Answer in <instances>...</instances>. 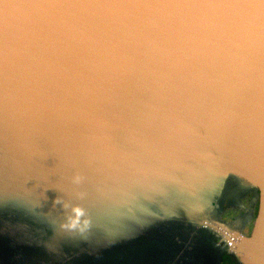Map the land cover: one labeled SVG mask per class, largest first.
<instances>
[{
    "label": "water",
    "instance_id": "water-1",
    "mask_svg": "<svg viewBox=\"0 0 264 264\" xmlns=\"http://www.w3.org/2000/svg\"><path fill=\"white\" fill-rule=\"evenodd\" d=\"M64 201L89 230L61 226ZM223 259L264 264V82L169 103L129 95L88 116L0 110V264Z\"/></svg>",
    "mask_w": 264,
    "mask_h": 264
},
{
    "label": "clouds",
    "instance_id": "clouds-1",
    "mask_svg": "<svg viewBox=\"0 0 264 264\" xmlns=\"http://www.w3.org/2000/svg\"><path fill=\"white\" fill-rule=\"evenodd\" d=\"M257 82L264 0H0L6 113L88 116L129 95L169 103ZM82 180L71 177L74 186ZM61 207L62 227L89 230L83 207Z\"/></svg>",
    "mask_w": 264,
    "mask_h": 264
},
{
    "label": "flooded vegetation",
    "instance_id": "flooded-vegetation-1",
    "mask_svg": "<svg viewBox=\"0 0 264 264\" xmlns=\"http://www.w3.org/2000/svg\"><path fill=\"white\" fill-rule=\"evenodd\" d=\"M229 262H230L229 260L223 259L222 262H221V264H228Z\"/></svg>",
    "mask_w": 264,
    "mask_h": 264
},
{
    "label": "trees",
    "instance_id": "trees-1",
    "mask_svg": "<svg viewBox=\"0 0 264 264\" xmlns=\"http://www.w3.org/2000/svg\"><path fill=\"white\" fill-rule=\"evenodd\" d=\"M226 260V259H225ZM228 260V259H227ZM230 261V260H229ZM228 264H232L231 261Z\"/></svg>",
    "mask_w": 264,
    "mask_h": 264
}]
</instances>
